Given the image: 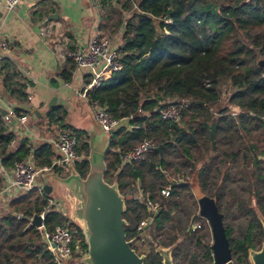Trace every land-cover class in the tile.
<instances>
[{
  "label": "trees",
  "instance_id": "trees-1",
  "mask_svg": "<svg viewBox=\"0 0 264 264\" xmlns=\"http://www.w3.org/2000/svg\"><path fill=\"white\" fill-rule=\"evenodd\" d=\"M121 9L114 10L122 29L121 66L89 98L112 117L129 122L115 128L104 155L105 180L117 181L125 198L127 239L149 234L151 250L144 264H160L159 245L173 246L174 264L180 255L181 264H195V253L189 252L193 245L203 249L206 264H213L211 242L189 229L191 210L197 208L195 181L223 213L234 264H250L248 249H258L264 239L257 215L264 216V0H124ZM15 91L23 103V88H11ZM181 98L190 104L180 122L162 119L157 107ZM73 131L81 156L74 167L84 176L88 138L82 129ZM146 138L161 145L160 151L122 164L120 154ZM12 139L0 115V161L7 168L30 150L23 144L10 151ZM32 155L39 167L57 169L49 144ZM179 172H187L189 180L170 177ZM3 185L0 173V189ZM165 186H170L168 195L160 193ZM139 189L161 208L158 213L148 209L144 198L134 197ZM46 197L35 189L8 203L0 217V264H54L41 231L28 219L43 211L45 226L68 222L77 246L87 249L81 229L47 209ZM227 218L241 220L237 230ZM72 249L68 264H80L81 255Z\"/></svg>",
  "mask_w": 264,
  "mask_h": 264
},
{
  "label": "crops",
  "instance_id": "crops-1",
  "mask_svg": "<svg viewBox=\"0 0 264 264\" xmlns=\"http://www.w3.org/2000/svg\"><path fill=\"white\" fill-rule=\"evenodd\" d=\"M123 1L101 0L97 6L92 0H23L13 10H8L0 0V41L7 42L5 49L0 47V115L6 131L13 135L8 145L10 151L15 152L24 144L30 149L24 158L41 168L32 152L49 144L54 152L53 164L58 157L54 141L59 133L73 131V128L83 129L85 123L92 120L93 102H90L89 95V101H85L77 94L84 81L89 79V71L77 69L68 53L76 48L84 49L97 33L111 37L118 51L122 44V29L119 26L114 29L113 25L119 19L113 12L122 11ZM111 75L108 74L106 79ZM13 87L23 88L26 93L23 103L17 101V91L11 93ZM77 99L81 101L80 106L76 104ZM24 103L38 110L40 116L23 109L21 105ZM9 106L20 108L17 111L26 114L27 121L5 122V113L2 112H6ZM128 124L127 118L118 123ZM5 168L11 171V167ZM57 169H51L48 184L52 188L46 195L63 204L67 217V202L61 195V187L50 179L53 174L66 176L69 168L57 166ZM21 194L6 192L0 199V214L5 213L12 198ZM137 196L145 199L140 189Z\"/></svg>",
  "mask_w": 264,
  "mask_h": 264
},
{
  "label": "water",
  "instance_id": "water-1",
  "mask_svg": "<svg viewBox=\"0 0 264 264\" xmlns=\"http://www.w3.org/2000/svg\"><path fill=\"white\" fill-rule=\"evenodd\" d=\"M26 111L40 116L30 104H22ZM3 114L5 111L2 112ZM88 138V170L82 176L74 166L64 177L54 174L51 181L61 187V195L67 202V217L78 226L87 245L86 256L80 258V264H144L147 255L138 253L133 248L135 237L127 239L123 214L126 210L125 198L120 193L117 181L105 180L106 163L104 155L109 148V141L115 129L105 131L92 117L84 128ZM161 145L153 150L160 151ZM198 184V183H197ZM46 194L51 192L50 184L41 185ZM193 190V187H192ZM198 214L205 218L211 230L213 264H234L229 240L223 224V213L219 210L213 197L202 193L197 197ZM161 210L157 207L155 214ZM264 232V216L258 213ZM31 224H42L40 214H33ZM173 246H157L155 252L160 256V264H174ZM250 264H264V239L258 249H248Z\"/></svg>",
  "mask_w": 264,
  "mask_h": 264
},
{
  "label": "built area",
  "instance_id": "built-area-1",
  "mask_svg": "<svg viewBox=\"0 0 264 264\" xmlns=\"http://www.w3.org/2000/svg\"><path fill=\"white\" fill-rule=\"evenodd\" d=\"M23 0H2L3 4L8 10H13ZM94 5L99 6L101 0H92ZM168 23H171V19H166ZM41 33H44L42 31ZM0 47L5 49L7 42L0 41ZM68 56L72 59L77 69H87L89 71V79L84 81L77 94L80 99L88 100L89 92L96 89L106 79V76L117 71L121 66L120 54L113 46L111 37L97 33L90 38L84 49H73L68 53ZM1 59V57H0ZM189 100L186 98L169 101L166 105L158 106L157 112L160 117L171 124L179 123L181 120L182 110L189 106ZM92 117L102 126L105 131L115 129L119 123V119L110 115L107 108L103 105L93 103L91 105ZM5 122L15 121L17 123H25L27 121V115L20 113L14 106L6 108V112L3 115ZM54 144L57 149L58 157L55 159L52 165L60 166L63 168H69L74 166L78 161L77 147L79 140L73 131H64L59 133ZM156 147L155 142L151 138H146L131 149L122 152L120 154L121 163H133L142 161L146 155ZM50 167L38 168L28 158H22L18 160L14 166L8 172L2 164H0V173L4 178V185L0 189V199L6 192L11 191L12 194L24 193L37 189L41 194H46L42 186L36 184V175L40 171H49ZM170 186H165L160 190L163 195H168ZM16 197V196H15ZM138 199H143L137 196ZM47 209H55L61 214L65 215L66 211L63 204L60 201H55L50 197H46ZM146 200V199H145ZM148 209L155 211L158 207L157 204L152 203L150 200H146ZM42 218L41 226L37 227L41 231L42 241L47 244V247L52 253L54 264H68L72 259L73 246L75 251H78V246L74 241L71 229L68 222L58 223L52 227L44 225V211L40 213ZM21 214H17V218H21ZM31 218L29 221L31 223ZM142 221L141 224H144ZM199 227V225L192 228ZM79 252V251H78Z\"/></svg>",
  "mask_w": 264,
  "mask_h": 264
},
{
  "label": "rangeland",
  "instance_id": "rangeland-1",
  "mask_svg": "<svg viewBox=\"0 0 264 264\" xmlns=\"http://www.w3.org/2000/svg\"><path fill=\"white\" fill-rule=\"evenodd\" d=\"M221 2H227L228 0H219ZM109 9V8H108ZM111 13V12H110ZM114 14V12H113ZM115 15V14H114ZM116 17V16H115ZM109 24V23H108ZM114 26V29H117V25L116 23L113 25ZM107 27L109 28V25H107ZM119 28H120V25H119ZM113 29V30H114ZM112 30V31H113ZM207 30V33H211L209 29H206ZM77 101L79 102H76L77 106H80V103L81 101L77 99ZM89 113V112H88ZM45 117V116H44ZM262 158H264V155L262 156ZM51 171V172H50ZM53 170H49V171H40L37 175H36V183L38 184H48L49 182V175L50 173H52ZM186 173V174H185ZM179 172L173 176H170L172 179H175L177 182H182L183 180H189V176H188V173L187 172ZM192 187H193V190H195V193H197V197L201 196V189L199 187V185L197 184V182H193L192 183ZM135 198L137 197L136 195L134 196ZM196 198V196H195ZM146 199V197H145ZM191 210V208H190ZM192 214L194 215H198V205H197V208H192L191 210V221L190 223L191 224H194V226L196 225H199V227L197 226L196 229L198 232H196V235H202V239H204L206 242H211L212 241V235H211V230H210V227L208 225V222L206 221V219H204L203 217L201 218H198V217H193ZM0 215H3V213H1ZM200 217V216H199ZM226 221L228 222V225L234 227V229H238V223H240L239 221H241L240 219L238 220H235L233 218H227ZM147 222H150V220H148ZM189 223V224H190ZM245 225H246V222L244 221ZM244 225V224H243ZM134 246H136V250L138 253H143L145 255H147L149 252H150V236L147 232H143L142 233V240H136L134 242ZM78 251L77 253H79L81 255V257H85L86 256V250H83V249H80V247L78 246ZM190 250V251H189ZM188 251L191 252V253H195V264H206V259L204 258L203 256V249L200 247V246H196V245H193ZM76 253V252H75ZM74 256L72 255V258ZM181 255L180 257L178 256L176 261L178 262V264H181L180 261H181ZM183 264H185V262H183Z\"/></svg>",
  "mask_w": 264,
  "mask_h": 264
},
{
  "label": "flooded vegetation",
  "instance_id": "flooded-vegetation-1",
  "mask_svg": "<svg viewBox=\"0 0 264 264\" xmlns=\"http://www.w3.org/2000/svg\"><path fill=\"white\" fill-rule=\"evenodd\" d=\"M197 201V200H196ZM198 205V204H197ZM200 216V215H199ZM201 218V216H200ZM205 219V218H204ZM207 221V220H206ZM189 229L193 232V231H196L197 229L196 228H192V224L190 223L189 224Z\"/></svg>",
  "mask_w": 264,
  "mask_h": 264
}]
</instances>
